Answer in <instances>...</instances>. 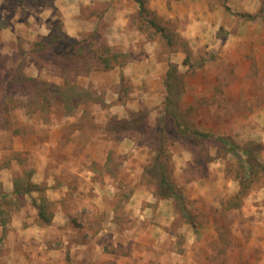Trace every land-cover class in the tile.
Here are the masks:
<instances>
[{
	"label": "rangeland",
	"instance_id": "obj_1",
	"mask_svg": "<svg viewBox=\"0 0 264 264\" xmlns=\"http://www.w3.org/2000/svg\"><path fill=\"white\" fill-rule=\"evenodd\" d=\"M65 1L0 0V141L8 140L13 130H22L31 121L48 127L66 117H72L83 129L93 127L109 141L118 143L126 137L133 145L128 153L113 152L109 163L103 165L116 191L102 204L112 210L110 219L116 230L127 227V236H131L132 228L155 223L153 233H148L155 240L159 238L164 264L173 260L174 264H184L188 236H195L190 249L197 250L199 228L195 224H204L199 221L205 220L203 208L214 211L209 204L222 202L218 194L224 187L222 181H234L238 187L228 204L240 209L241 241L249 237L252 217L245 215L242 207L259 204L258 198L264 204V172L258 177L260 172L251 175L255 177L251 185L241 158L229 145L246 149L248 153L244 154L264 166V122L258 123L262 116L256 113L254 123L249 125L254 134L239 131V126L246 125L236 120H243L237 115L239 109L258 107L264 100V82L254 69L256 77L247 92L249 101L232 103L220 95L225 85L232 84L226 78L231 75H224L220 67L207 66L219 56L215 44L218 30L222 31L216 22L219 14L235 15L238 3L143 0L144 10L128 20L121 34L110 29L111 21L99 19L98 28L71 36L65 30L59 5ZM190 5L193 8L188 9ZM255 14L264 23L262 6ZM105 61L109 67H105ZM153 70H158L160 77L148 76ZM205 75H214V81L203 83ZM125 166L133 170L124 178ZM162 175L177 198L171 194L159 196L166 190ZM136 190L141 191V209H128V214L122 215L124 202H133ZM159 199L165 207L171 205L175 213L171 225L165 228L157 226L152 216ZM15 205L17 202L6 199L0 204L8 211H4V218H9ZM215 213V219H225L223 213ZM101 217L96 213L90 230L98 229ZM8 229L7 222L2 224L0 264H18L6 257L10 249ZM205 246L212 252L198 251L205 252L206 263L219 264L217 245ZM66 264H72L71 260Z\"/></svg>",
	"mask_w": 264,
	"mask_h": 264
},
{
	"label": "crops",
	"instance_id": "obj_2",
	"mask_svg": "<svg viewBox=\"0 0 264 264\" xmlns=\"http://www.w3.org/2000/svg\"><path fill=\"white\" fill-rule=\"evenodd\" d=\"M65 2L66 4L59 5L63 12L65 30L71 36L98 28L99 19L111 21L110 29L121 34L127 27L128 20L138 13L141 14L135 0ZM231 2L238 3L237 11L234 12L235 15L219 14L221 18L216 22L222 31L218 30L220 36L215 43L219 58L207 66L213 69L220 67L221 71L224 70V75H231L226 78L232 84L225 85L223 93L220 94L223 100L238 103L242 99L248 102V87L256 77L254 69L262 78L260 81L264 82V23L255 14L260 6L264 9V0ZM187 7L193 8L191 5ZM144 8L143 3V10ZM84 9H88L86 13L83 12ZM247 14L252 16L247 17ZM191 40H195V36ZM212 73L217 72L212 70ZM150 75L153 78L160 77L158 70L149 72L148 76ZM213 76L206 78L205 75L206 81L203 83L213 82ZM239 110L237 115L243 120L239 117L236 120L246 125L244 128L239 126V131L254 134L249 125L254 123L253 117L256 113L262 116L258 123L264 122V100L258 107L250 105ZM93 121L96 122L97 119L93 118ZM54 124L47 127L31 121L22 130H13L8 140L0 141V204L5 199L17 202L14 211L10 213L9 222L7 221L10 228L7 231L10 247L7 259L19 261L18 264H22V260L23 263L26 261L25 264L27 261L66 264L67 259L72 264H164L165 257L159 255V249L162 248L159 238L155 240L150 234L154 231L155 223H150L147 227L132 228L131 236H127V227L123 231L116 230L114 220L110 219L112 210L102 204L105 198L110 199L116 191L109 184L110 176L103 169V165L109 163L107 159L113 152L127 154L133 146L131 141L126 137L118 143L109 141L105 134L102 137L93 127L81 128L79 123L72 121V117H66ZM185 159L188 160V157ZM126 163L127 161L124 165ZM132 170L125 166L123 177ZM222 186L224 187L218 193L222 202L215 200L209 204L208 207H213L214 211L212 208H203L206 221L201 219L199 221L203 220L204 224H195L199 228L196 232L199 241H195L199 247L197 246L195 252L190 249L195 236L187 237L186 246L189 252L184 264H207L205 252H199L198 249L212 252L209 246H205L209 243L217 245L215 252L219 264L223 261L226 264H264L262 198H258L259 204L254 202L242 207L244 214L252 218L248 225L251 228L250 235L241 241L240 209L231 202L228 204L230 195L237 192L238 187L230 180L222 181ZM140 195L141 191L136 190L133 193V202H124L123 208L121 204L122 215H127L132 208L137 212L141 209ZM155 206L157 208H154L152 216L157 226H170L175 216L171 205L165 207L159 199ZM42 210H46V217H41ZM217 211L223 213L221 215L225 219H215ZM96 213L102 219L98 229L90 230L95 224ZM105 213L108 215L107 219L104 217ZM134 231L136 234L132 236ZM198 259L200 262H197Z\"/></svg>",
	"mask_w": 264,
	"mask_h": 264
},
{
	"label": "trees",
	"instance_id": "obj_3",
	"mask_svg": "<svg viewBox=\"0 0 264 264\" xmlns=\"http://www.w3.org/2000/svg\"><path fill=\"white\" fill-rule=\"evenodd\" d=\"M138 4H139V7H140V11L139 12H142L143 11V0H135ZM229 8H227V10H228ZM247 17H250V16H252V15H250V14H247L246 15ZM105 67H109V63L107 62V61H105ZM168 75V74H167ZM168 85V84H167ZM168 101V100H167ZM172 112V111H171ZM170 112V113H171ZM172 115L175 117V118H177V115L176 114H174L173 112H172ZM177 123V125H178V123H179V121H177L176 122ZM201 136H203L204 134H200ZM229 149L233 152V153H235V154H237L238 155V159L239 158H241V163H242V167H243V171L245 172V173H247L246 175H248L249 177H247V178H249V181H250V184H251V182H253V180H255V177H251V175H256L258 172H260L258 175H257V177L258 176H260L262 173L261 172H264V166L262 165V164H258L256 161H254L253 159H251V155L250 156H248L247 154H244V153H248L247 152V150L246 149H244L243 151H241L239 148H235L233 145H229ZM160 180H161V182H162V184H163V186H166V190H165V192H161V193H159V196H161V197H164V196H169L170 194L171 195H173L174 197H178V195H177V192H175V190H173V188H172V186H171V184H169L167 181H166V179L164 178V176L162 175V177L160 178ZM252 185V184H251ZM236 198V197H235ZM5 201V200H4ZM7 201V200H6ZM8 202V201H7ZM44 206L46 207V204L44 203ZM44 209V208H43ZM4 211H7L6 209H4V208H2L1 207V209H0V223L1 224H5V222H7V220H8V218L6 219V218H4V216H3V213H4ZM45 212H46V210H45ZM43 210H42V212H40L41 213V217H46V213H45ZM7 213H8V211H7ZM6 213V214H7ZM43 213V214H42Z\"/></svg>",
	"mask_w": 264,
	"mask_h": 264
}]
</instances>
